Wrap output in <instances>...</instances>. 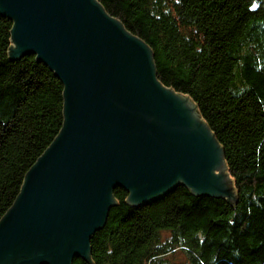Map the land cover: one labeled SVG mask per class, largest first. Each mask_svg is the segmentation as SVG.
<instances>
[{
  "label": "trees",
  "instance_id": "trees-1",
  "mask_svg": "<svg viewBox=\"0 0 264 264\" xmlns=\"http://www.w3.org/2000/svg\"><path fill=\"white\" fill-rule=\"evenodd\" d=\"M154 55L159 82L195 104L224 151L236 201L180 187L133 208L114 192L91 256L73 264H264V0H97ZM0 14V222L64 125V86L34 56L12 59ZM163 234H168L163 237Z\"/></svg>",
  "mask_w": 264,
  "mask_h": 264
},
{
  "label": "water",
  "instance_id": "water-1",
  "mask_svg": "<svg viewBox=\"0 0 264 264\" xmlns=\"http://www.w3.org/2000/svg\"><path fill=\"white\" fill-rule=\"evenodd\" d=\"M11 58L34 56L64 86L61 133L0 222V264L89 261L129 193L140 208L189 189L236 201L224 151L192 101L165 88L154 55L97 0H0Z\"/></svg>",
  "mask_w": 264,
  "mask_h": 264
},
{
  "label": "rangeland",
  "instance_id": "rangeland-1",
  "mask_svg": "<svg viewBox=\"0 0 264 264\" xmlns=\"http://www.w3.org/2000/svg\"><path fill=\"white\" fill-rule=\"evenodd\" d=\"M226 173L228 174V170L226 171ZM228 175H229V174H228ZM229 179H230V181H232V187H233V189L235 190L233 180H232V178H231L230 176H229ZM163 235H164L163 237H167V236H168V234H163ZM184 258H185V257H184L183 254L177 253V254L175 255V257L171 259V261H172L173 263H175V264H184V261H185Z\"/></svg>",
  "mask_w": 264,
  "mask_h": 264
},
{
  "label": "bare ground",
  "instance_id": "bare-ground-1",
  "mask_svg": "<svg viewBox=\"0 0 264 264\" xmlns=\"http://www.w3.org/2000/svg\"><path fill=\"white\" fill-rule=\"evenodd\" d=\"M97 2H98V1H97ZM98 3H99V2H98ZM99 4H100V3H99ZM100 5H101V4H100ZM110 17H111V16H110ZM111 18H112V17H111ZM13 47L15 48L14 43H13ZM25 57H26V56H25ZM23 58H24V57H23ZM39 63H40V62H39ZM42 64H43V63H42ZM179 188H180V187H179ZM177 189H178V188H177ZM177 189H176V190H177ZM176 190H175V191H176ZM159 201H160V200H159ZM157 202H158V201H157Z\"/></svg>",
  "mask_w": 264,
  "mask_h": 264
}]
</instances>
